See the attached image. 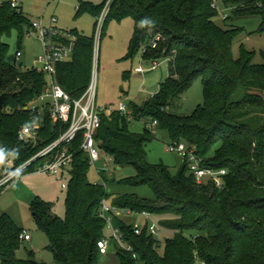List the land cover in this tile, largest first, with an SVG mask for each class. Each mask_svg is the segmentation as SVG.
<instances>
[{
	"label": "trees",
	"instance_id": "trees-1",
	"mask_svg": "<svg viewBox=\"0 0 264 264\" xmlns=\"http://www.w3.org/2000/svg\"><path fill=\"white\" fill-rule=\"evenodd\" d=\"M107 1L97 5L81 2L77 10V15L86 11L94 15L93 36L69 30L77 35L75 51L71 59L59 63L58 70L62 86L74 97H80L91 81L95 37ZM213 2L230 8L228 19L259 16L258 32L264 33V0H114L101 34L110 18H133L132 54L149 37L163 36L158 48L146 47L144 57L168 59L170 75L143 104L128 103L133 120H156V129L166 132L169 144L183 141L195 145L203 166L226 170L223 187L213 180L199 184L187 161L177 173L163 163H151L147 146L156 137L154 130L146 126L138 134L130 129L133 120L126 115L103 113L96 135L98 147L116 166L137 170L136 175L118 183L147 186L154 198L115 194L105 184L90 181L92 165L88 153L81 149L80 134L73 144L66 217L54 215L52 205L42 199L31 204L39 227L49 237L47 248L56 264L102 263L104 254L98 242L108 236L101 216L104 200L133 212L170 215L159 221L173 232L162 251L161 240L149 232L147 224L138 234L135 224L117 219L125 241L132 246L128 250L118 243L121 264H264V63L256 64V51L244 44L240 56L235 57L234 45L245 28L229 26L223 18L225 26L218 24L221 12L212 7ZM32 23L19 4L0 3V152L14 156L17 165L32 158L67 127L53 123L46 114L38 146L18 139L20 129L40 117L31 105L44 91L47 76L36 68L10 63L5 37L16 32L21 41ZM199 77L204 83V103L190 115L171 112ZM99 174L107 182H116L105 171ZM23 229L8 213L0 215L1 263L47 264L38 261L33 251L27 259L18 257Z\"/></svg>",
	"mask_w": 264,
	"mask_h": 264
},
{
	"label": "rangeland",
	"instance_id": "rangeland-1",
	"mask_svg": "<svg viewBox=\"0 0 264 264\" xmlns=\"http://www.w3.org/2000/svg\"><path fill=\"white\" fill-rule=\"evenodd\" d=\"M3 1L5 0H0V2ZM85 1L97 5L104 0H20L19 5L32 22L42 21L45 25H49L54 21V25L60 29H77L85 35L93 36L94 15L87 11L77 15L81 2ZM216 22L225 26L222 16L217 17ZM226 24L245 28L244 33L234 45L235 57L240 56V48L244 44L248 50L256 51L254 59L256 64L264 63L262 56L264 33L258 32L261 18L259 16H232L226 21ZM153 33L154 30L150 29V35ZM134 34L135 23L131 17L123 20L110 18L106 22L103 35L101 27L97 29L96 37L99 46L97 103L100 107L116 110L122 103L143 104L145 100L159 91L160 84L170 75L168 59L157 60L159 64L156 69H152V60L145 59L146 47L152 41L150 37L134 54L131 53L130 43ZM5 41L10 45L8 54L10 63L25 69L41 68L39 57L45 53V45L38 30L26 28L21 41L18 39L17 33L13 32L11 36L5 37ZM18 51L22 53L20 58H17ZM139 67H143L145 72H138ZM204 100V83L202 77H199L192 87L181 96V99L171 107V112L190 115L204 103ZM146 126L154 130L156 134L155 139L147 146L149 161L153 164L163 163L173 173H177L183 164V159L169 150V139L166 132L156 129L151 118L133 120L130 129L141 134ZM107 157L108 155L103 154V159L91 166L90 181L105 184L115 194L133 193L148 199L154 198L153 191L147 186L130 187L119 184L118 181L136 175L137 170L133 166L118 167L113 160L106 164ZM7 162L13 165L15 157H8L0 152V176L5 172ZM99 169L104 170L107 177L115 178L116 182H107L99 174ZM69 180L68 174L61 176L49 172H28L11 181L0 191V215L8 213L19 227L28 230L32 236L31 240H24L18 250L17 255L20 259L29 258L33 251L38 261L56 264L53 252L47 248L50 243L49 237L39 227L31 204L36 198L42 199L52 205L54 215L65 218L68 189L63 188L62 185L63 183L69 184ZM169 216L153 214L152 220H150V223L154 221L160 227L156 237L161 240V251L166 239L172 237L173 232L163 228L159 221ZM121 219L139 226H144L146 222L145 217L137 212L123 213ZM106 233L111 236L109 229L106 230ZM118 248L119 244L112 240L109 252L103 255L101 264H121L117 257ZM0 264H2L1 260Z\"/></svg>",
	"mask_w": 264,
	"mask_h": 264
},
{
	"label": "built area",
	"instance_id": "built-area-1",
	"mask_svg": "<svg viewBox=\"0 0 264 264\" xmlns=\"http://www.w3.org/2000/svg\"><path fill=\"white\" fill-rule=\"evenodd\" d=\"M8 1L19 4L20 0ZM113 1L108 0L103 9L98 26L99 28L101 27V31L103 28L102 24H104L110 12ZM212 7L220 10L223 19H228L230 8L222 7L217 2H213ZM32 24V28L39 31V35L45 45V53L39 57L41 68L36 69L45 73L47 76V84L41 95L31 105L32 109L39 113L40 117L36 118L29 125L23 126L18 133V139L23 143L38 146L42 138L40 130L46 126V120L44 118L46 114H48L49 119L53 123L67 127L55 140L44 145L37 154L26 162L19 165L15 162L13 165H10L7 162L5 172L0 176V191L11 181L28 172H49L61 176L69 175L74 156L73 144L78 140L80 134H82L83 139L81 149L88 153L91 165H95V163L103 159L104 154L98 147L96 141L97 132L102 124V114L106 113L107 115H111L113 112L118 111L126 115L129 120L132 121L134 119L133 111L128 103H122L120 108L116 110L109 107H100L97 103L99 47L97 37H95L91 81L80 97H74L62 86L59 78L58 65L72 58L75 51L77 35L71 33L69 30L58 28L54 25V21L49 25H45L42 21H35ZM162 39L163 36L157 34L148 45H151L152 48H157ZM21 56L22 53L18 51L17 58ZM158 64L157 60H153L152 69H156ZM138 72L144 73L145 69L139 67ZM157 123L155 120L153 126H156ZM168 146L171 152L178 154L182 157L183 161L188 162L190 172L196 177L199 184H205L213 180L218 187H223L225 183L223 176L226 174V170H215L203 166V159L196 153L195 145H189L182 141L170 143ZM112 160L113 158L108 156L105 162L108 164ZM62 186L65 189L67 188L66 183H63ZM126 212L131 213L133 211L113 205L107 200L102 202L101 216L107 223V229L111 231V236H107L98 242L102 254L109 252V245L112 240L125 246L128 250H132V246L125 241L124 233L116 224V220L121 219L123 213ZM139 213L145 217L146 222L144 225L147 224L149 232L156 236L160 227L154 221L150 223L153 214L147 210ZM143 227L136 225L135 232L140 234ZM20 238L23 241H28L31 240L32 236L28 230L23 229ZM134 256L136 257L137 255L134 254Z\"/></svg>",
	"mask_w": 264,
	"mask_h": 264
},
{
	"label": "crops",
	"instance_id": "crops-1",
	"mask_svg": "<svg viewBox=\"0 0 264 264\" xmlns=\"http://www.w3.org/2000/svg\"><path fill=\"white\" fill-rule=\"evenodd\" d=\"M32 239V238H31Z\"/></svg>",
	"mask_w": 264,
	"mask_h": 264
}]
</instances>
